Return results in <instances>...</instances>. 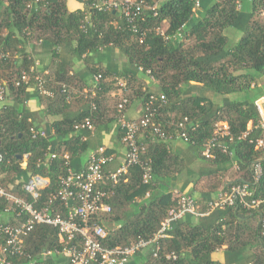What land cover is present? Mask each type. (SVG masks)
Returning <instances> with one entry per match:
<instances>
[{"label": "trees", "instance_id": "1", "mask_svg": "<svg viewBox=\"0 0 264 264\" xmlns=\"http://www.w3.org/2000/svg\"><path fill=\"white\" fill-rule=\"evenodd\" d=\"M75 1L78 7L70 10L67 0H40L31 5L29 0H0V85L7 90L0 108L2 188L37 210L68 219L78 203L64 202L57 196L61 180L69 171L86 170L90 156L86 163L84 158L92 149L91 130L78 132L76 127L89 119L97 131L107 123H117L118 105L123 99L128 105L139 101L143 110L153 97L152 120L173 139L163 141L151 126L137 134V142L144 149L140 160L152 168L149 184H143L141 168L132 166L117 182L98 186L111 206L109 214L90 220L107 232L102 246L128 248L139 240H152L169 211L176 207L177 195L166 186L187 170L190 162L173 152L169 141L183 132L178 125L187 118L189 126H197L195 131L185 126L187 144L204 169L200 176L190 174L191 180L198 177L197 182H192L190 192L182 193L192 196L197 192L193 198L203 217L195 223V215L173 222L168 236L157 242L156 257L153 244L136 252L125 264H220L217 252L223 248L221 264L237 263L248 252L252 258L244 264H264L260 235L264 203L256 210L239 204L209 209L219 191L233 184L244 183L253 198H264V151L255 148L256 140L262 137L256 101L264 97V88L256 86L264 77V0H217L211 5L199 0L195 11L191 0H134L142 7L131 22L118 10L92 8L97 0ZM229 28L241 33L234 45H229L224 34ZM138 29L146 33L142 43ZM157 29L163 35L157 34ZM108 49L119 50L133 72H113L101 63H92L91 57ZM35 50L58 60L47 75L35 65ZM80 59L91 76H100L98 83L90 80L88 84L71 73L74 60ZM23 72L29 76L27 82L20 79ZM37 75L44 79L43 88L51 95L39 92ZM144 75L156 82L153 89L144 84ZM116 77L126 80L123 90ZM71 86L87 87L90 92L79 96ZM31 91L52 119L46 126L26 107ZM112 92L116 94L112 96ZM217 97L220 103L215 101ZM72 104L79 107L75 113L69 111ZM220 122L227 124L232 138H226L228 153L214 149L213 158L205 159L203 145ZM31 128H42L45 138L33 139ZM118 134L122 141L119 125ZM255 164L261 166L257 181L253 176ZM34 175L48 181L35 201L21 187ZM7 205L0 199V214ZM71 244L81 248L82 236L77 233ZM62 250L58 229L41 224L24 237L23 255L6 259L11 264L32 260L38 264H68ZM172 255L174 258H167Z\"/></svg>", "mask_w": 264, "mask_h": 264}, {"label": "built area", "instance_id": "2", "mask_svg": "<svg viewBox=\"0 0 264 264\" xmlns=\"http://www.w3.org/2000/svg\"><path fill=\"white\" fill-rule=\"evenodd\" d=\"M93 2L92 8L102 10H118L123 14L129 22L132 21L134 15H139L142 5L134 0H118V1H102ZM194 3V11L199 8V0H191ZM32 3H38L40 0H29ZM264 14V10L262 12ZM135 30V29H134ZM136 31V30H135ZM139 42L142 43L145 38V32L139 31ZM157 34L163 35V31L156 30ZM177 36L181 38V34ZM21 81L27 82L29 76L23 72ZM100 76H94V82L98 83ZM37 88L41 94L47 96L51 93L43 88L44 79L37 75ZM125 87V86H123ZM65 87L63 86V89ZM7 94L5 85H0V103L4 100ZM164 100V97H161ZM153 102V97L150 98V103L142 110V116L137 120H128L124 115V110L128 105V100L123 99L118 105V120L117 124L123 132L122 143L126 148L123 164L113 172L107 170L108 165L112 162L113 157L103 148L97 149L90 155L87 169L80 172L69 171L66 178L61 180L60 189L57 196L64 202L76 200L77 206L69 213L68 219H61L59 215H51L47 210H37L33 204L26 202L21 198L13 196L5 191L0 185V199L7 202V206L0 214V264H11L6 257L11 255L24 254V237L31 232L37 225H48L58 229L59 240L63 245L62 254L67 257L68 264H125L127 260L136 252L150 248L156 244L153 249V256L156 257L159 251L157 242L168 236L171 231L172 223L185 218L187 215H196L197 206L192 196L184 195L183 193H175L177 195V205L170 210L167 218L161 223V227L155 234L154 238L148 242L139 240L128 248L116 247L114 249H106L102 246V240L107 236L105 229L98 223H90L93 216L99 214H109L111 206L106 202L107 194L98 188L100 184L106 182H117L120 177L125 176L132 166H139L142 170L143 184H149L152 180V168L149 163L141 162L140 154L144 151L143 147L137 142V134L147 127L151 126L153 132L163 141L173 139L166 137L160 124L153 122L152 117L154 112L150 105ZM258 113L261 116L259 127L262 130V137L256 140L255 148L264 151V112L262 107L256 102ZM94 108V105H91ZM188 125V119L185 118L182 123H179L178 128L183 132L179 133L175 139L188 143L187 133L184 131ZM191 131H195L197 126L190 125ZM91 130L92 125L89 119L83 124L76 127V131ZM32 138H45L46 133L40 128H31ZM247 133L243 135L245 137ZM228 126L225 122H220L214 125L212 138L203 145L202 156L205 159L213 158L214 149L221 150L223 153H228L226 138H229ZM231 155V154H230ZM26 157V156H25ZM24 157V158H25ZM51 155V158H54ZM67 159V157L65 156ZM1 162V156H0ZM261 175V166L255 164L253 168V176L257 181ZM47 179L34 175L28 178L22 184V190L29 195L32 200H37L40 191L47 185ZM148 196V195H147ZM264 203V198H253L252 192L246 184H233L224 189H221L214 201L210 203V211L215 209H225L239 204L249 210H256ZM76 219H79L81 224H78ZM82 236L81 248L71 244L76 234ZM260 235L264 240V222L261 223ZM51 255V253H48ZM174 258V256H168ZM28 264H38L36 260H32Z\"/></svg>", "mask_w": 264, "mask_h": 264}, {"label": "crops", "instance_id": "3", "mask_svg": "<svg viewBox=\"0 0 264 264\" xmlns=\"http://www.w3.org/2000/svg\"><path fill=\"white\" fill-rule=\"evenodd\" d=\"M67 4L70 10H73L78 7V4L75 0H67ZM28 50L30 51V47H28ZM32 56L35 61L36 67L39 69V71L42 72V75H47L50 71H52L55 68L56 63L58 64V60L52 58L50 55L43 53L39 50L32 51ZM92 63L97 64L101 63L103 67L107 69H111L113 72H125V71H132V68L128 66L127 60L122 56V54L119 52V50L115 49H108L101 51L98 55L95 57L90 58ZM72 72L74 73L78 78H82L84 81H86L88 84L91 82L90 80H93V76L89 74V71L86 67V64L82 59L80 60H74L73 64L71 65ZM117 79V85L121 90H123V86L126 84V80L123 77H116ZM144 78V84L146 86H150V89H153V86H155L156 82L153 80V78L150 79L147 76H143ZM71 91L73 93L78 94L79 96L86 94L90 92L89 88L82 87L79 88V86H71ZM112 96H114L116 93L112 92ZM31 98L26 103V107L30 112H32L34 115L38 114V119L42 125L48 124L52 119L47 117L44 112V104L40 103L38 99L33 97V93L31 91ZM264 102V97L259 99V102ZM261 102L259 105H261ZM2 106V103H0V108ZM78 106L76 104H72L69 107V111L71 113H75L78 110ZM124 115L128 120H137L140 119L142 116V108L139 101H133L128 106H126L124 110ZM59 117H57L58 119ZM46 128V127H44ZM43 130L42 128H40ZM95 129H91L90 131V146L91 151L88 152L85 155V163L87 158L98 148H103L106 152H108L112 157V162L108 165L107 170L110 172L115 171L118 169L124 162V156L126 152V148L121 140L118 139V124L113 123H107L103 125L102 128L98 129L97 131H94ZM170 142V148L173 152L180 154L183 158H186L190 165L187 170H184L182 174H180L177 178L171 180L167 187V189L173 191L174 193H187L190 192L192 189V182H197L198 177H194L192 180L189 178L190 174H193L194 176H200V172L204 169L203 168V162L198 159L196 152L193 150L192 147H190L187 143L182 142L181 140L174 139L169 141ZM26 159L24 158V161ZM22 167L25 168V162H23ZM227 178V177H226ZM225 178V179H226ZM48 183V181H47ZM199 188L201 184H198ZM192 197L197 196V192L192 193ZM191 196V195H190ZM148 197V196H146ZM140 204V201L137 202ZM138 204H135L136 206ZM197 206V205H196ZM199 206L197 207L198 210ZM203 213H199L197 211V214L192 219L193 223L197 221L198 218L203 217ZM201 216V217H200ZM224 248L219 250L217 252V258L219 263L221 264L223 262L224 256H223ZM252 258V254L249 252L246 254V256L240 260H238L237 263L231 262L228 264H244L247 261H250ZM232 259V258H230ZM248 264V263H247Z\"/></svg>", "mask_w": 264, "mask_h": 264}, {"label": "rangeland", "instance_id": "4", "mask_svg": "<svg viewBox=\"0 0 264 264\" xmlns=\"http://www.w3.org/2000/svg\"><path fill=\"white\" fill-rule=\"evenodd\" d=\"M204 1H206L207 2V5H211L212 3H214V2H216L217 0H204ZM198 14V11H196V15ZM226 36H228V38H229V45H234L237 41H238V39L240 38V36H241V33L240 32H238V31H236L235 29H232V28H229L227 31H225V33H224ZM257 85L258 86H256V88H264V77H260L259 78V80H258V82H257ZM251 95H252V93H250ZM263 98V97H262ZM231 99H234V98H232L231 97ZM237 98H235V100H236ZM261 99V98H260ZM215 101L217 102V103H220V98L219 97H217L216 99H215ZM257 101H259V100H257ZM261 102V101H260ZM259 102V103H260ZM258 103V104H259ZM261 107H262V110H263V112H264V102H261V105H260ZM225 258V257H224Z\"/></svg>", "mask_w": 264, "mask_h": 264}]
</instances>
